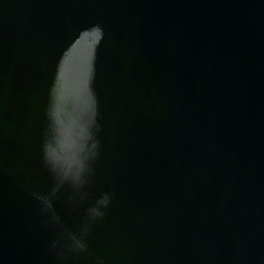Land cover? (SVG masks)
I'll list each match as a JSON object with an SVG mask.
<instances>
[{
	"label": "water",
	"instance_id": "1",
	"mask_svg": "<svg viewBox=\"0 0 264 264\" xmlns=\"http://www.w3.org/2000/svg\"><path fill=\"white\" fill-rule=\"evenodd\" d=\"M0 264H264V0H0Z\"/></svg>",
	"mask_w": 264,
	"mask_h": 264
}]
</instances>
